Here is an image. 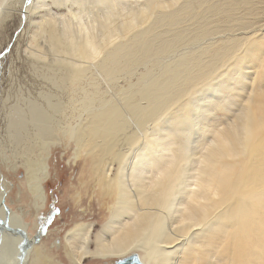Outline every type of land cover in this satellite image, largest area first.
<instances>
[{
	"label": "bare ground",
	"instance_id": "obj_1",
	"mask_svg": "<svg viewBox=\"0 0 264 264\" xmlns=\"http://www.w3.org/2000/svg\"><path fill=\"white\" fill-rule=\"evenodd\" d=\"M24 2L0 0V23L18 15L28 24L22 57L28 81L14 89L24 104L18 98L0 108V136L5 131L10 147L2 162L9 170L23 168L19 186L32 196L36 213L31 231L0 186V221L10 215L12 228L28 235L24 264H116L133 253L144 264H264V0H45L48 15L35 19L29 8L27 21ZM236 59L235 74L201 87ZM225 86L229 115L245 114L257 135L245 157L224 159L205 175L202 160L219 152L209 130L225 127L206 101ZM191 96L199 101L194 111L181 107ZM185 123L190 130L171 131ZM150 130L170 140L149 138ZM55 146L75 149L81 162L75 202L91 193L106 215L73 217L63 234L47 225L41 238L37 217L48 209L44 183ZM166 169L156 194L127 192L133 177L153 181ZM209 183L211 192L204 187ZM169 196L174 201L164 214L157 206ZM180 200L183 206L200 201L207 214L205 228L188 243L173 239L168 227ZM4 224L0 264H20ZM74 235L87 241L86 252L110 249L112 255H77Z\"/></svg>",
	"mask_w": 264,
	"mask_h": 264
},
{
	"label": "snow or ice",
	"instance_id": "obj_2",
	"mask_svg": "<svg viewBox=\"0 0 264 264\" xmlns=\"http://www.w3.org/2000/svg\"><path fill=\"white\" fill-rule=\"evenodd\" d=\"M31 8L34 18L40 19L43 16L48 15L47 7L45 4V0H25L24 6L21 10V18L27 21L29 12L28 9ZM93 56L99 57L101 52L98 48L92 47ZM240 59H236L222 68L219 72L215 73L209 80L205 81L201 87L207 88L211 87L213 83L224 79L230 75L235 74L240 66ZM251 88H255V84L253 83ZM261 88H264V80L261 81L260 84ZM220 95L212 97L211 100L206 101L210 104L211 110L214 114V118L218 120L220 123H224L225 127L220 128L218 131L215 128L209 130V135H215L216 140L214 141L211 147H215L219 149L217 155L211 159L205 157L202 160V168L205 169V175L208 174L209 169H215L219 162L224 159L229 160H239L247 155L254 139L257 135V130L254 129L250 122L247 120V116L245 114H241V116L237 117L236 119H232V116L235 115V112H231L230 106L227 103L228 91L227 87L220 88ZM201 99H204L201 97ZM250 102V97H249ZM199 101L195 98V96H191L186 98L181 107L185 105H191L189 111H194L195 108L198 106ZM231 120V123L228 121ZM191 125L185 123L183 126H178V128H173L171 131L173 133L179 132H186L190 130ZM158 135H164L162 132L159 131H149V138L156 137ZM165 140H170L167 135H164ZM195 147V145H193ZM207 152V149H205ZM168 170L161 172L159 176L153 181H146L143 178L133 177L131 180L128 181L127 192L132 193L133 197L136 196L137 193L148 195V194H156L160 188V182L166 178ZM127 179V177H125ZM209 181H211V176H209ZM209 192L213 189L211 187V183L204 186ZM196 191V188H193V192ZM218 198V197H217ZM174 201L173 196H169L167 198V202L163 204V206L158 205L157 207L159 210L167 214L166 210L168 207V203ZM6 203V201H5ZM176 212L171 220V223L168 225L169 229L171 230L173 239L179 238L180 240H184L185 243H188V236L193 235L197 230H203L205 228V221L207 220V214L204 212L203 209L200 208V201L192 200L191 203L187 206H183V201H176ZM181 206L184 207V211L181 212ZM9 209V213H10ZM23 212V209H21ZM58 211V210H57ZM177 220L179 222H177ZM0 223H5L9 229V235L7 244L9 246V251H13L15 249H19V262L20 264H24L25 260L27 259V248L26 245L29 243L28 235L24 231L23 228L13 229L11 225V216L9 215L6 221H0ZM51 223V218H43L41 217V226L39 232H45L46 228L45 225ZM17 237H21L19 243H17ZM70 241L75 242L76 252L77 255H84L87 254L88 256H110L112 255V251L110 249H97L96 252H86L87 248V241L84 240L83 236L80 235L77 238L75 235L70 237ZM81 242H83L84 246H81ZM143 243V241H142ZM5 244V240L2 236H0V246ZM71 250V245H69ZM155 254L159 253V246L156 245L154 249ZM7 264H14L13 261H8ZM116 264H144V262L140 259L138 254L133 253V255L127 260H119ZM166 264V262H165ZM191 264H196L195 261L191 262Z\"/></svg>",
	"mask_w": 264,
	"mask_h": 264
},
{
	"label": "rangeland",
	"instance_id": "obj_3",
	"mask_svg": "<svg viewBox=\"0 0 264 264\" xmlns=\"http://www.w3.org/2000/svg\"><path fill=\"white\" fill-rule=\"evenodd\" d=\"M3 28L4 30H2ZM27 29V22L21 23L18 15L11 17L8 19V21L0 23V96L2 97H0V108H3L4 104L5 107H10L12 104H15L18 101V98H20L19 103L22 105L24 104V100L21 96H19L18 93L16 94L14 89H18L19 84L25 86L28 81L29 74L26 72L27 69L25 68L23 61V58H25V53L23 51L27 44ZM18 48L22 49L23 56L20 52H17ZM9 95L10 99L6 100ZM1 136L0 148L2 149H0V155L4 154L5 152L8 154L10 147L9 143H7V140H4L7 139L5 136V131L2 132ZM1 144L3 145L2 147ZM74 151L75 149H72L71 147L68 149L61 148L60 146L54 147L50 158L51 176L48 181H45L44 183L46 194L49 196L48 204L50 205H48V209L45 211H39L37 217V222L41 221V217L45 216L44 213H46L44 218H51V223L47 224L48 227L55 228L59 226L58 230L61 234H63V230L68 227L67 224L70 223L72 225L73 221L71 220L74 219L73 217L77 218V216H83V219L87 220L90 218V215L86 214H91V219L97 221L106 215L104 211L99 209L100 205L97 197H90L91 193L90 195L87 194L89 196L86 195L81 203L75 202L77 190L74 188V186H77V184L80 183L79 178H81L82 166L80 160H78L79 162L75 161ZM23 174V168H19L17 171L9 170L6 164L2 162V156H0L1 190H5L6 197L8 198L7 203L13 207L17 213H19V216L21 218L23 217L24 219L27 217L26 221L28 223V227L31 231H33L35 223L34 216L36 213L35 211L33 212L34 206L32 196L26 188L24 190V187L19 186V180L23 178ZM2 181L5 182L3 183ZM6 186H8V188ZM19 189L21 192H19ZM21 209H23V212ZM62 213L63 216L61 219L60 215ZM56 241H59V243H56L57 246L61 245L60 237H58V235L55 239V242ZM104 260L105 261H103V263L107 262L109 259ZM85 264L102 263L97 261Z\"/></svg>",
	"mask_w": 264,
	"mask_h": 264
},
{
	"label": "flooded vegetation",
	"instance_id": "obj_4",
	"mask_svg": "<svg viewBox=\"0 0 264 264\" xmlns=\"http://www.w3.org/2000/svg\"><path fill=\"white\" fill-rule=\"evenodd\" d=\"M48 205H50V204H48ZM44 214H45V216H46V213H44ZM44 214H43V215H44ZM45 216H42V217L44 218ZM40 222H41V221H40ZM4 225H5V224H4ZM45 226H47V224H46ZM44 233H45V232H39L37 236H39V237L42 238ZM60 240H61V237H60ZM58 243H59V241H58ZM60 243H61V242H60Z\"/></svg>",
	"mask_w": 264,
	"mask_h": 264
}]
</instances>
